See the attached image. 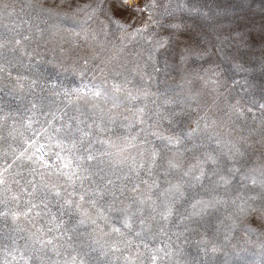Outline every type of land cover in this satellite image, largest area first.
<instances>
[{"label": "clouds", "instance_id": "obj_1", "mask_svg": "<svg viewBox=\"0 0 264 264\" xmlns=\"http://www.w3.org/2000/svg\"><path fill=\"white\" fill-rule=\"evenodd\" d=\"M110 3L0 0V22L32 37L36 54L21 71L42 84L71 91L92 81L107 88V100L80 98L102 169L115 166L112 145L129 141L128 157L155 147L163 160L179 161L165 178L181 185L165 219L137 213L130 195L110 207L105 202L110 220L131 217L127 240L143 243L132 252L135 264H264V0H135V26L123 27ZM127 175L126 168L117 173ZM17 206L25 205L0 204V264H24L21 253L28 251L27 233L11 217ZM48 206L58 210L54 200ZM141 219L151 231L137 241ZM115 238L101 239L107 255L93 256L92 264H126L123 245L111 251ZM161 245L166 251L153 259Z\"/></svg>", "mask_w": 264, "mask_h": 264}, {"label": "snow or ice", "instance_id": "obj_2", "mask_svg": "<svg viewBox=\"0 0 264 264\" xmlns=\"http://www.w3.org/2000/svg\"><path fill=\"white\" fill-rule=\"evenodd\" d=\"M109 7L114 23L123 27L121 20L131 19L139 5L135 0H111ZM31 39L22 26L6 29L0 22V204L22 201L25 205L11 214L27 233L28 251L21 253V259L24 264H32L33 258L38 264H92L93 256L107 255L101 239L113 235L111 251L123 245L129 254L126 264H135L132 252L143 243L127 240L131 217L122 224L110 220L105 202L110 207L130 195L137 213L165 219L172 211L170 197L181 191L180 184L165 178L179 170L180 163L175 158L163 160L155 147L128 157L129 141L112 145L108 155L115 166L102 169L90 147L92 125L83 117L80 98L107 100V88L88 81L71 91L57 89L21 71L24 60L36 54ZM120 87L113 82L114 93ZM5 93L12 98L8 102ZM69 111L81 115L77 118ZM153 135L173 150L179 145L172 137ZM124 168L128 175L117 177ZM49 200L57 203L58 210L48 206ZM139 223L136 240L143 241L151 228L145 219ZM162 251H166L163 245L152 258Z\"/></svg>", "mask_w": 264, "mask_h": 264}, {"label": "rangeland", "instance_id": "obj_3", "mask_svg": "<svg viewBox=\"0 0 264 264\" xmlns=\"http://www.w3.org/2000/svg\"><path fill=\"white\" fill-rule=\"evenodd\" d=\"M113 19H115V17H113ZM121 23H133L134 24V26H135V23L131 20V19H128L127 21H125V20H121ZM3 99H4V101L5 102H8V101H10L12 98L11 97H8V96H4L3 97ZM34 127H39V125H35ZM6 134V133H5ZM27 135H31V133H26ZM9 142H11V141H9ZM7 145H5V147H6ZM247 259H251V258H246V260ZM241 264H246V261H242L241 262Z\"/></svg>", "mask_w": 264, "mask_h": 264}]
</instances>
